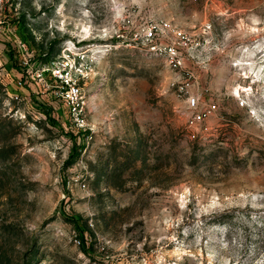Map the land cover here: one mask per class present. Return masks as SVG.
<instances>
[{"label":"rangeland","instance_id":"rangeland-1","mask_svg":"<svg viewBox=\"0 0 264 264\" xmlns=\"http://www.w3.org/2000/svg\"><path fill=\"white\" fill-rule=\"evenodd\" d=\"M159 21L201 124L134 37ZM0 264H264V0H0Z\"/></svg>","mask_w":264,"mask_h":264},{"label":"built area","instance_id":"built-area-1","mask_svg":"<svg viewBox=\"0 0 264 264\" xmlns=\"http://www.w3.org/2000/svg\"><path fill=\"white\" fill-rule=\"evenodd\" d=\"M135 39L144 37L150 41L149 52L161 57L166 66L176 75L172 82L177 93L185 97L188 107L191 110L189 122L191 125H198L207 120L217 110V105L213 101H204L200 95L192 92L196 84V76L186 64V51L192 45L193 37L188 31L174 27L170 21L152 22L143 27L142 32L134 33ZM49 63V62H48ZM55 64L53 72L56 78L64 81L66 85L67 100L74 109L79 105V98L82 95V87L72 70L77 67H60L56 61H50V65Z\"/></svg>","mask_w":264,"mask_h":264},{"label":"trees","instance_id":"trees-1","mask_svg":"<svg viewBox=\"0 0 264 264\" xmlns=\"http://www.w3.org/2000/svg\"><path fill=\"white\" fill-rule=\"evenodd\" d=\"M46 59H47V58H46ZM46 61H48V59H47Z\"/></svg>","mask_w":264,"mask_h":264}]
</instances>
